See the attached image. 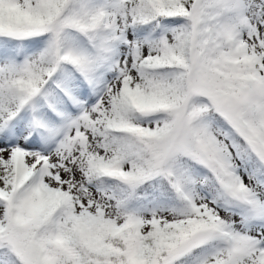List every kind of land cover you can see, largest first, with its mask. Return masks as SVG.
I'll list each match as a JSON object with an SVG mask.
<instances>
[{"label": "snow or ice", "instance_id": "6c2138e0", "mask_svg": "<svg viewBox=\"0 0 264 264\" xmlns=\"http://www.w3.org/2000/svg\"><path fill=\"white\" fill-rule=\"evenodd\" d=\"M0 264H264V0H0Z\"/></svg>", "mask_w": 264, "mask_h": 264}]
</instances>
